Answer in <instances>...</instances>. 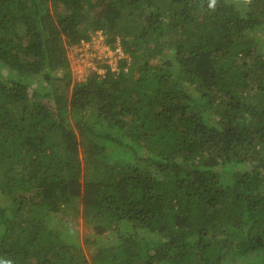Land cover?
Segmentation results:
<instances>
[{"label": "trees", "instance_id": "trees-1", "mask_svg": "<svg viewBox=\"0 0 264 264\" xmlns=\"http://www.w3.org/2000/svg\"><path fill=\"white\" fill-rule=\"evenodd\" d=\"M0 264H264V0H0Z\"/></svg>", "mask_w": 264, "mask_h": 264}, {"label": "built area", "instance_id": "built-area-1", "mask_svg": "<svg viewBox=\"0 0 264 264\" xmlns=\"http://www.w3.org/2000/svg\"><path fill=\"white\" fill-rule=\"evenodd\" d=\"M105 34L102 31L92 33L89 41H81L79 44L74 45V49L78 50L74 53V62L71 64L73 75H77L79 72L82 75V80L85 79L90 73L96 72L100 76L108 70L117 72L119 62L121 59L127 58L123 50L117 46L114 49L105 43ZM71 62V56L69 57ZM84 65L87 70L85 73H81L82 69H73V66ZM91 71V72H89Z\"/></svg>", "mask_w": 264, "mask_h": 264}, {"label": "rangeland", "instance_id": "rangeland-1", "mask_svg": "<svg viewBox=\"0 0 264 264\" xmlns=\"http://www.w3.org/2000/svg\"><path fill=\"white\" fill-rule=\"evenodd\" d=\"M76 50H78L77 48H75L74 49V47L73 46H71V47H69L68 48V54H69V57L71 56V64L74 62V53H75V51ZM128 58L127 59H130V57L129 56H127ZM131 60V59H130ZM82 69L81 70V73H85L87 70H84V69H86L85 68V66L84 65H80V67H78V66H73V69ZM135 69H136V66L134 67ZM89 72H91V71H89ZM82 78V75L80 74V72L77 74V75H73V79L74 80H77V81H79V80H82L81 79ZM39 82V81H38ZM35 85H37V83L35 84ZM78 224H80V226H79V231L82 233L83 231H84V229H85V226H83V223H82V220L81 219H78Z\"/></svg>", "mask_w": 264, "mask_h": 264}]
</instances>
